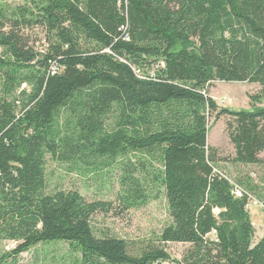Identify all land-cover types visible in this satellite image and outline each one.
<instances>
[{
  "label": "trees",
  "instance_id": "obj_1",
  "mask_svg": "<svg viewBox=\"0 0 264 264\" xmlns=\"http://www.w3.org/2000/svg\"><path fill=\"white\" fill-rule=\"evenodd\" d=\"M11 1L23 5L0 2V243L15 245L0 264L58 243L71 256L54 264H264L249 211L264 186L233 181L207 143L210 88L258 84L252 109L221 113L232 163L264 165V0ZM37 28L43 51L23 34ZM48 157L117 173L119 205L50 191ZM162 192L171 221L147 249L94 229L96 214ZM169 244L189 246L181 261Z\"/></svg>",
  "mask_w": 264,
  "mask_h": 264
},
{
  "label": "rangeland",
  "instance_id": "obj_2",
  "mask_svg": "<svg viewBox=\"0 0 264 264\" xmlns=\"http://www.w3.org/2000/svg\"><path fill=\"white\" fill-rule=\"evenodd\" d=\"M11 8L19 7L21 1L2 0L0 1ZM8 29H6L7 31ZM26 36L29 37L30 46L39 51L45 50V34L40 29H27ZM3 49L0 48V54ZM26 87V86H25ZM262 88L258 84L238 83V82H218L210 88V97L215 100L218 106L217 112L208 113V146L218 152L221 160L219 166L224 174L230 176L233 181L251 180L258 187L264 186V165L260 166H235L232 158L235 156V149L230 140L227 124L230 120L229 115L221 113L223 110L241 111L252 109L251 97L261 94ZM224 98L231 99L232 104H222ZM257 106L264 107V102ZM264 159V153L261 155ZM47 178L50 182V191L56 186L64 190H78L89 201H108L118 206V174H109L106 171L104 178L85 176L82 173H70L67 166L58 163L48 157L45 166ZM261 191V190H260ZM258 193H261V192ZM255 196V195H254ZM256 197V196H255ZM257 198V197H256ZM256 198L250 200V214L257 234L264 227V206ZM120 208H115L109 214L98 213L92 220V225L96 231L110 232L118 238L125 239L131 248L137 253L147 249L157 237L162 229L170 223L168 201L164 193L159 194V199L154 200L143 206L130 209L120 213ZM13 242L0 243V254L11 250ZM188 245L169 244L166 250L173 260L181 261L183 255L188 250ZM45 253H48L45 256ZM69 247L64 243L55 245L40 246L37 250L25 254L21 257L19 264H54L62 263L70 258ZM70 264V263H68ZM169 264V263H168Z\"/></svg>",
  "mask_w": 264,
  "mask_h": 264
},
{
  "label": "built area",
  "instance_id": "obj_3",
  "mask_svg": "<svg viewBox=\"0 0 264 264\" xmlns=\"http://www.w3.org/2000/svg\"><path fill=\"white\" fill-rule=\"evenodd\" d=\"M232 103H233V101L231 99H227V98H224L223 101H222V104L229 105V104H232ZM235 195L237 197L241 198L244 195V192H243V190H241L240 188L237 187L236 191H235ZM249 208H250V205H249ZM219 212H220L219 210L215 211L216 214H219Z\"/></svg>",
  "mask_w": 264,
  "mask_h": 264
},
{
  "label": "crops",
  "instance_id": "obj_4",
  "mask_svg": "<svg viewBox=\"0 0 264 264\" xmlns=\"http://www.w3.org/2000/svg\"><path fill=\"white\" fill-rule=\"evenodd\" d=\"M251 215V214H250ZM253 222V221H252ZM255 229H256V226H255ZM256 232H257V229H256ZM264 236V227L262 228L261 232L259 233V235L256 233V242L259 241L261 238H263Z\"/></svg>",
  "mask_w": 264,
  "mask_h": 264
}]
</instances>
